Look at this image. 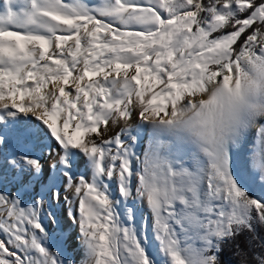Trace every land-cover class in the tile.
<instances>
[{
	"label": "snow or ice",
	"instance_id": "1",
	"mask_svg": "<svg viewBox=\"0 0 264 264\" xmlns=\"http://www.w3.org/2000/svg\"><path fill=\"white\" fill-rule=\"evenodd\" d=\"M250 137L264 186V0L0 3V146L48 140L55 173L5 157L18 188L0 191V264H75L44 223L62 202L83 264H223L226 245L264 264V195L237 160Z\"/></svg>",
	"mask_w": 264,
	"mask_h": 264
},
{
	"label": "rangeland",
	"instance_id": "2",
	"mask_svg": "<svg viewBox=\"0 0 264 264\" xmlns=\"http://www.w3.org/2000/svg\"><path fill=\"white\" fill-rule=\"evenodd\" d=\"M88 3L95 4L97 2L94 0H91ZM133 123H138V120L136 122L133 121ZM118 131H119L118 128H116L113 132L110 131L109 133L105 135V138L115 135ZM148 142H149V138L145 134L141 133L140 141L136 145L137 153L138 155H141V157L143 153L147 150ZM48 143H50L48 140L41 141V144H44V145H47ZM16 144L17 146L15 147V150L17 151L18 149V152H21V153L23 152L22 150H24L25 148H30V151L33 148L38 149L37 147H28L22 142H18ZM35 145L39 147L40 143L39 144L35 143ZM41 149H42V152L40 153L33 149V152H34L33 155H36L42 160L43 163H45L44 182L51 183L53 179L55 178V173L49 170L50 169L49 166L53 162L51 156H49L50 149L44 146ZM10 159H12V157ZM79 171L80 173H83L90 178V172L86 171L83 165H81ZM3 173L6 175H3ZM5 176L7 177V180L3 178ZM12 177H13L12 169L10 167L5 168L4 163L0 162V186L8 185L9 189H8V192L6 193L13 194V191H17L18 185L13 180ZM245 180H246L250 195L259 197L256 194V192H254L249 187V182H248L249 177H245ZM251 183L253 184V179H251ZM43 187H44L43 183L39 185H35L36 191H43ZM111 187H112L113 194L118 196V192L116 190L115 185H112ZM61 193L63 195V186H61ZM32 203H33V196L25 195L24 205L29 206ZM135 209H136V226L138 229L141 230V236H143L144 235V231H143L144 224L147 223L149 225V228L147 231V235L149 236V245H148L149 251L153 254L154 257L159 259L160 254L158 251V242L154 239V235L151 231L152 218H151L150 211L147 209L146 205H141L139 202L136 203ZM54 211L57 217L56 223H52L51 220L48 218L44 219V223L46 224L47 229L51 235L50 243L53 245L52 250L54 252L61 251L63 253L62 258L71 259L75 261V264H83V258H84L83 251L80 248L79 240L77 239L78 227L75 223H73V221L71 220L69 216V213L72 211V209L69 207L67 203L62 202V205L56 206ZM0 239H6V237H4L2 233H0Z\"/></svg>",
	"mask_w": 264,
	"mask_h": 264
},
{
	"label": "bare ground",
	"instance_id": "3",
	"mask_svg": "<svg viewBox=\"0 0 264 264\" xmlns=\"http://www.w3.org/2000/svg\"><path fill=\"white\" fill-rule=\"evenodd\" d=\"M89 1H91V0H86V2H89ZM94 1H96L97 3L99 2V0H94ZM0 3H2V0H0ZM136 121L137 120L134 119V122H136ZM109 127H110V129H111L112 132L117 128V127H114L112 125H110ZM41 141H39V142L32 141L31 143L27 144L26 146H28V147H37L38 149H35V148H33V149L35 151H38L40 153V152H42V149L41 148L44 146V144H41ZM16 143H18V142L15 141V140H13L12 144L10 146H8L7 148H5L4 146H0V162L1 163H4L5 157H7V159L9 161H11L17 155L23 154L25 151H27V152H29L30 154L33 155V153H34L33 152V149H31V151H30V148H25L24 150H22L23 151L22 153L21 152H18V149L16 151L15 150V147L17 146ZM35 143H37V144L40 143V146L39 147L36 146ZM252 146L253 145L251 143V137H250V141L248 143L247 148L240 153V155L237 157V160H238V163H239V168H240L241 174L244 177H249V180H248L249 187L254 192H256V194L258 196H261V195H264V186H262L261 183L259 182V180L256 178L255 170L252 167V156H251ZM34 156H36V155H34ZM11 157H12V159H10ZM44 165H45V163H44ZM3 175H6V174L3 173ZM251 179H253V184L251 183ZM1 186H0V191L8 192V189H9L8 185H3L2 187ZM15 194H16V191H13V194L12 195H15Z\"/></svg>",
	"mask_w": 264,
	"mask_h": 264
},
{
	"label": "trees",
	"instance_id": "4",
	"mask_svg": "<svg viewBox=\"0 0 264 264\" xmlns=\"http://www.w3.org/2000/svg\"><path fill=\"white\" fill-rule=\"evenodd\" d=\"M264 234V233H262ZM244 241H241L243 244ZM258 251V249H256ZM241 257L235 252L232 245H226L222 254L223 264H240Z\"/></svg>",
	"mask_w": 264,
	"mask_h": 264
}]
</instances>
